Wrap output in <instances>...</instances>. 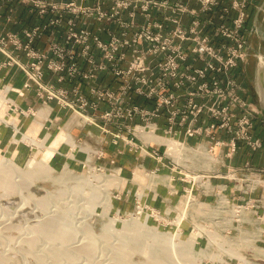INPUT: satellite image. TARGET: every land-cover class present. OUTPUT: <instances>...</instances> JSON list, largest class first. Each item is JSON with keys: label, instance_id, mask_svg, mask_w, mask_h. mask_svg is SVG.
<instances>
[{"label": "built area", "instance_id": "2783aa9c", "mask_svg": "<svg viewBox=\"0 0 264 264\" xmlns=\"http://www.w3.org/2000/svg\"><path fill=\"white\" fill-rule=\"evenodd\" d=\"M24 1L40 6L41 13L48 7L59 13L49 24L25 33L24 47L33 58L21 64L26 85L35 83L45 102L58 101L78 112L85 123L110 133L114 144L122 142L128 150L154 157L158 163L171 156L175 166L203 167L207 192L217 188L215 196L237 205L236 212L254 200L247 201V195L264 189L262 170L249 160L228 164L225 171L216 168L221 155L231 160L242 147L255 152L264 145L253 133L261 111L243 98L236 77L239 64L247 58L252 29L247 6L252 0ZM66 13L73 14L67 20L65 42L52 43L51 56L37 52L31 46L34 39L50 24L60 23ZM8 41L20 46L18 35L8 33L0 39V50ZM74 45L81 49L74 51ZM45 69L58 73L59 80L66 72L70 80L89 82L91 96L77 86L65 89L45 82ZM105 70L118 80L116 89L95 83ZM101 102L109 107L100 112ZM217 179L224 183L215 185ZM234 199L242 202L231 203Z\"/></svg>", "mask_w": 264, "mask_h": 264}, {"label": "rangeland", "instance_id": "374dc122", "mask_svg": "<svg viewBox=\"0 0 264 264\" xmlns=\"http://www.w3.org/2000/svg\"><path fill=\"white\" fill-rule=\"evenodd\" d=\"M263 2L264 0H260V4L258 3V11L262 22V30L264 31ZM78 4H80V2ZM251 46L253 47L252 50ZM246 53L247 58L253 54L252 59L249 61V70L254 74L253 77L251 76V80L254 78L256 80L258 68L260 64H264V36L262 35L260 38L249 40ZM19 65L21 69H23L22 65ZM0 96L3 97L0 105V120H10L12 116V114H9L10 111L24 112V110L20 109L12 102L11 97L7 94L6 88L0 87ZM258 108L260 109V107ZM73 114L76 116L74 117L79 120V123L88 124L85 123L83 117L78 112L71 110V116ZM66 136V140H71L73 142L70 136L67 134ZM107 142L109 141L106 139L103 140L102 146L96 149L92 146H87L83 140L81 141L79 138H76V143L74 144L73 142V145L76 146L75 150L80 149L85 153V156L81 159L75 156L79 159V162L76 163L75 161L69 165L65 164L60 158L56 160L57 163L55 164L49 161L53 169L50 175L44 178L37 177L28 181L27 184L29 188L21 185L22 182H20L21 184L18 185L17 191L14 190L12 191L13 193L10 192V190L8 192L6 188L3 189L4 187L0 185V254L7 255L11 260L10 264H44L48 260L47 264L67 263L66 261L63 263L65 257L61 259L62 262L60 260L59 263H55L49 257H46V260L40 261L39 255L46 252L52 244H55L53 241L41 238L34 247L29 246L28 241H26V239H30V236L33 235L32 237H34L36 235L32 230L34 229V225L38 224V221L42 219H48L56 215L57 212H61V205V210L66 211V209H68L67 212L72 211L67 213V217L70 219L71 224H73L72 226L75 229L78 228V230H76L77 232L75 231L77 238L74 235V237L68 241L69 246L67 242V245L62 244L61 248L66 247L71 251H77L78 248L90 238L88 232L94 235L95 240L97 239L96 242L99 241V246H96L98 250L93 253L91 258L87 255H78V253H76L75 259L74 257L72 258L74 260L65 259L68 260V264H88L89 261H93L97 264H113L115 260L112 259H114L118 252L117 250L120 248V250H126L128 252L130 249H133L132 251L134 252V255L131 256L133 252L130 250V261L128 259L122 264H127V262L128 264L150 263L152 258H155L157 254L161 255H159V257H162V261L165 259L163 261L164 264H170L169 262L172 261L174 264H185L186 262L188 264L191 262L192 257L194 259L192 258V263L190 264H264V206H262L260 202H254L255 199L261 200L257 198V192L249 194V196L247 195V201H249V198L254 200H251L249 204L244 206L245 209H240L239 212H236L235 209L237 205L228 204L223 201V198L215 196V190H217V188L214 189L213 187V193L211 194L207 192L206 185L202 179V175L206 174V170H204L203 167L193 169L186 165L175 166L171 156L169 158L168 156H164L162 159L163 164H161L160 162L158 163L154 157L145 156L144 154L142 156L139 153L138 159L143 158V168L138 166L133 170L125 169L123 168L124 166H117L114 161L109 163L106 162V164L99 163V158H104L105 156L103 146L105 147ZM27 146L28 145H26V147ZM32 146L37 148L35 145ZM35 151L28 153L22 159H18L14 154V149L8 152L0 145V162L2 160L4 161L5 157H7L13 160L20 167V170L25 171L29 167L28 162L30 159H32L33 162H38L43 158L44 155L41 151ZM51 155L53 156V154ZM145 159L153 160L154 166H147L144 163ZM32 165L33 164L30 166ZM216 168H219V165H216ZM65 169L70 171L68 175L72 179L75 177L77 179H79V177H88L87 180L89 183H87V188L83 190V194L81 190V192L73 191V193L67 186L66 189H68V192L65 193L67 190L59 192L60 188L65 189L64 183L59 180V177L66 172ZM95 174H103L105 177L110 175L112 179L114 178L116 180V186L108 187L112 193V206L106 215H104V206L99 201L100 198L98 197L99 199H96L98 201L92 203L93 200L90 201L91 195H88L92 192L91 188H89L91 184L102 185V188H104V184H106L105 180L97 179L94 176ZM198 175H200V178L197 177ZM18 179L19 181L22 180L21 175ZM217 180H215L216 182L214 181L215 185H217ZM67 182L70 183L68 185L71 187L72 182ZM218 182L221 181L218 180ZM88 185L90 186L88 187ZM22 186H24V188H21ZM27 190L31 192L30 194H34L35 196L33 195L32 198H29L30 195L28 196L29 192H27ZM48 191H51L55 196L51 198L47 206L43 208L41 201L37 200L42 199L44 195H49V197H51L52 193L49 194ZM235 196L238 200H241L240 196ZM87 200H89V202ZM58 201L62 203H58ZM233 202L236 204V202L241 203L242 201L234 199L231 203ZM138 217L141 222H146V227L143 229L144 233L140 235L141 237L139 236L140 238L134 234L133 231H129L130 234L129 232L126 233V237L112 234L113 232L110 233L113 236H110L109 233L107 234L104 231V225L106 226L111 218H115L117 227L121 228L124 224L123 222L131 219L136 220ZM85 229H87V231H85ZM147 229L148 231H157L160 234L176 233L178 234L177 242L182 241L187 243L193 241V249L192 247L188 248L185 251V255L181 252L182 250H178L180 247L176 244L168 245L170 246V248H168L172 249V251L166 250L165 247L162 249L161 246L153 243V236ZM212 233L217 234L218 238L213 239L211 237ZM109 237L112 238L110 239ZM145 238H147L146 240H148V242L144 240ZM123 241L125 244H122ZM137 241L138 243H135ZM150 241H152L151 243H153V245ZM133 243L135 244L134 246L137 245V250L133 247ZM147 243H149V245H147ZM143 244L145 245L143 246ZM56 245H58V243ZM155 245L156 247H154ZM157 245L161 247V249ZM152 246L156 248L157 251H153V248L151 249ZM137 247L141 248L140 251ZM161 250L171 252H168L167 255L165 254L164 258ZM151 251H153V254H151L152 257L151 255L149 257L148 254H150ZM173 251L175 257H171L170 255ZM186 252H191V256ZM180 253L183 256H181ZM153 255L155 256L153 257ZM148 258H150V260H148ZM168 258L171 259L168 260ZM173 259H178V262ZM187 259H190V262L187 261ZM180 260H182V262ZM173 262L171 264H173Z\"/></svg>", "mask_w": 264, "mask_h": 264}, {"label": "crops", "instance_id": "0c3cea01", "mask_svg": "<svg viewBox=\"0 0 264 264\" xmlns=\"http://www.w3.org/2000/svg\"><path fill=\"white\" fill-rule=\"evenodd\" d=\"M43 1L56 3L61 0ZM258 3L260 4V0H252L247 6V11L250 15L249 27H252L249 34L250 40L260 38L262 35L264 36L260 13L258 11ZM262 7H264V2ZM40 9V6L24 0H0V39L1 37L7 36L8 33H15L18 35L20 41V46H16L13 42L8 41L3 46V49L0 50V87L6 88L7 94L11 97L12 102L24 110V112L10 111L9 114H12L10 120H0V145L8 152L14 149V154L18 159H22L25 155L35 150L41 151L43 154L46 146L52 145L55 140L54 138L60 130L65 129L74 144L76 143V138H79L87 146H92L97 149L102 146L103 140H108L109 142H107L106 146H103L105 156L104 158H99V163L106 164V162L114 161L117 166H124L123 168L125 169L133 170L138 166L143 168V158L138 159V153L123 147L122 142L119 145L114 144L112 142L113 137L110 133L103 135L97 125L79 123V120L75 118L76 116L74 114L71 116V110L69 108L62 107L56 100L45 102L40 98L35 83L31 82L28 86L26 85L28 77L19 64L30 63L33 61V58L27 54V50L24 47L27 42L25 33L29 29L39 26V24H49V21L55 15L59 14L56 11H52L51 7L47 8L46 13H41ZM72 14L66 13L60 23L50 24L39 37L34 39L31 46L37 52L47 53L51 56V44L55 43V41L59 43L65 42L69 32L67 20L70 19ZM139 20L140 18H138ZM80 25L81 23L78 22L77 28ZM100 25L99 23L97 24V26ZM213 29L214 25L208 27L207 32L211 33ZM73 49L77 52L81 49V46L74 45ZM252 49L253 47L251 46ZM252 55L243 63L239 64L236 77L243 87L241 91L243 98L255 103L259 107L256 80L255 78L251 80V76L253 77L254 74L249 70V61L252 59ZM81 63L86 67L83 60H81ZM62 74L65 76V79L59 80L58 73L55 74L45 69L43 75L44 81L58 88L71 89L73 86H77L87 97L91 96L89 82L81 78L70 80L66 76V72H62ZM98 75L99 78L95 82L96 84L108 83L114 89L117 88L118 80L109 70L99 72ZM99 106L101 109L100 112L109 107L105 102H101ZM137 120L139 119H136L132 123H136ZM161 124L164 126L165 123L161 122ZM109 129L113 132L116 130V127L112 124L109 125ZM253 133L256 136H260L264 141V117L262 114L256 121ZM29 137L31 138L30 141ZM73 142L71 140L61 141L49 161L55 164L57 163L56 160L60 158L65 164L69 165L75 161L76 163L79 162L77 158H83L85 153L80 149L75 150L76 146L73 145ZM26 145L28 146L26 147ZM32 145H35L37 148H34ZM121 149L122 151L120 153ZM220 157L221 163L218 164V169L221 171H225L228 164L241 165L249 160L262 170L261 177L264 179V145L263 149L255 152H251L247 147H242L231 160L222 155ZM144 163L149 167L154 166V161L150 159H145ZM218 180L221 182H218ZM218 180L217 184L224 183V181ZM229 195L232 196L231 194ZM256 196L261 199L262 206H264V189H260Z\"/></svg>", "mask_w": 264, "mask_h": 264}, {"label": "bare ground", "instance_id": "6f19581e", "mask_svg": "<svg viewBox=\"0 0 264 264\" xmlns=\"http://www.w3.org/2000/svg\"><path fill=\"white\" fill-rule=\"evenodd\" d=\"M2 99H3V97L2 96H0V105H1V103H2ZM66 132H65V130L64 129H61L60 130V132L58 133V135L54 138L55 140L53 141V143H52V145H50V146H46V150H45V152L43 153V158L42 159H40V161H36V162H33V160L32 159H30L29 160V162H28V169L27 170H25V171H22V170H20V167L13 161V160H11V159H9V158H7V157H5V159H4V161L2 160L1 162H0V185L1 186H3L4 188L3 189H8V192H9V190H10V192H12V191H14V190H16V189H18L17 187H18V185L19 184H21L20 182H22V184L21 185H24V186H27L26 188H29L28 187V181H31V180H33L34 178H37V177H39V178H44V177H47L48 175H50V173L53 171V169H52V166H50V164H49V158L52 156L51 154H53L54 153V151L56 150V148L58 147V145H59V143L61 142V141H63V140H66L65 138L67 137L66 136ZM26 136V135H25ZM26 137H28V136H26ZM30 138V137H29ZM159 138V140H162L160 137H158ZM28 139V138H27ZM16 140V139H15ZM31 140V138L29 139V141ZM34 141V140H33ZM173 142L172 141H168V144L169 145H171ZM11 156V155H10ZM3 157V156H2ZM1 159V158H0ZM31 164H33L32 166H30ZM93 168V167H92ZM65 173L64 174H62L60 177H59V180L61 181V182H63L64 184L63 185H65V189L64 188H60L58 191L59 192H61V191H63V190H67V191H65V193L66 192H68V189H66V186H67V188H70L71 189V191L73 192V191H80L82 194H83V190L85 189V188H87L86 186H87V183H89V181L87 180V178H82V177H79V179H77L76 177L75 178H71V177H69V170L68 169H65ZM21 175V177H22V180L21 181H19V179H18V177ZM97 179H103V180H105V182H106V184H104L105 186H104V188H102V185H95V184H91V186L90 185H88V187L89 188H91V194H88V195H91L90 197L92 198H90V201L91 200H93V202L92 203H95V202H97L98 200H96L98 197L100 198H98L99 199V201H100V203L104 206V215H106L107 214V212H108V210L111 208V206H112V200H111V196H112V193H111V191H110V189L108 188V187H110V186H116V180L113 178L112 179V177H110V175L108 176V177H105L103 174H95L94 175ZM107 176V175H106ZM93 177V176H92ZM81 178V179H80ZM90 178V177H89ZM67 181H71L72 182V186L70 187L68 184H70L69 182H67ZM83 184V185H82ZM85 184V185H84ZM20 185V186H21ZM24 186H22L21 188H24ZM21 190V189H20ZM25 190V189H24ZM17 191V190H16ZM90 191V190H89ZM23 192V191H22ZM27 192H29V194H28V196H29V198H32L33 197V195L34 194H30L31 192L29 191V190H27ZM49 192V191H48ZM13 193V192H12ZM50 193H52L51 191L49 192V194ZM74 193V192H73ZM81 193H79V194H81ZM90 193V192H89ZM48 195V194H47ZM35 196V195H34ZM54 194L52 193V195H51V197H49V195L48 196H45L44 195V197L42 198V199H38L37 201H41V203H42V205H43V208H45L46 206H47V204L49 203V200L51 199V198H54ZM65 196V195H64ZM26 197V196H25ZM59 197H61V196H59ZM63 197V196H62ZM84 197V196H83ZM82 197V198H83ZM28 198V197H27ZM56 198H58V197H56ZM76 198V197H75ZM87 199H89V198H87ZM88 202H89V200H87ZM59 202H61V201H58V203ZM39 203V202H38ZM41 203H40V205H41ZM62 203V202H61ZM60 203V204H61ZM59 204V205H60ZM90 204H91V202H90ZM99 204V203H98ZM25 206V205H24ZM62 206V205H61ZM60 206V211L61 212H57L56 213V215H54V216H51L50 218H48V219H45V220H41V221H38V224H36V225H34V229H32L33 230V232H35V236L34 237H32V236H30V239L28 240V239H26V241H28V244H29V246H31V247H34L35 245H37L38 243V240L39 239H41V238H43V239H48V240H50V241H53V243H55V244H52V246L51 247H49L48 249H47V251L46 252H44L43 254L41 253L40 255H39V259H40V261H42V260H46L45 258L46 257H49L50 259H52L55 263H59V261L61 260V259H63L64 257H65V259L67 258L68 260H74L75 259V255H76V253H78V255H87L89 258H91V256H93V253L96 251V250H98L97 248H96V246L98 247L99 245H98V242L99 241H97L96 242V240H95V238H94V235H92V233H90V232H88L89 233V236H90V238H88V240H87V242L86 243H84L83 245H81L79 248H78V250L76 251H71V250H69V249H67L66 247H62L61 248V246H62V244L63 245H65L68 241H70L71 240V238H73L74 237V235H75V231L76 230H78V228H74L72 225L73 224H71V222H70V219L67 217V213H69V212H72V211H69V212H67V210L68 209H66V211L65 210H61V207ZM63 206H65V205H63ZM66 207V206H65ZM65 207H64V209H65ZM94 207V206H93ZM69 208V207H68ZM48 209V208H47ZM47 209H44V210H47ZM58 209V208H57ZM0 210H1V205H0ZM3 210V209H2ZM41 210V209H40ZM70 210V209H69ZM73 210V209H72ZM54 211V210H53ZM59 211V210H58ZM141 212V211H140ZM54 214V213H53ZM72 216V215H71ZM140 216V215H139ZM40 220V219H39ZM147 220V219H146ZM116 219L115 218H111L110 219V221L106 224V226L104 225V231L108 234L109 233V235L111 236L112 234H117V235H121V237H124L125 236V234L126 233H128L129 231H133L134 232V234H136L138 237L141 235V234H143L144 233V231H143V229H145L144 227H146V222L145 223H143V222H141L140 220H139V217L136 219V220H127V221H125V222H123L124 224H123V226L121 227V228H118L117 227V225H116ZM10 226H12V225H10ZM12 228V227H11ZM89 230V229H88ZM85 231H87V229H85ZM147 231H148V229H147ZM77 232V231H76ZM113 232V233H112ZM148 232H151V235L153 236V238H152V240L154 239V242L153 243H155V244H158L159 246H161L162 247V249H163V247H165V249L166 250H171L172 251V249H169L170 248V246H168L169 244L170 245H174V244H176V245H179L178 247H180L178 250H182L181 252L185 255V251L188 249V248H191L192 246H193V241H191V242H187V243H185V242H180V241H178L177 242V240H178V234H176V233H171V234H168V233H164V234H160V233H158L157 231H148ZM87 233V232H86ZM87 233V234H88ZM110 233H112V234H110ZM147 233V232H146ZM153 233V234H152ZM156 233V234H155ZM78 234H79V232H78ZM129 234H130V232H129ZM148 234V233H147ZM150 234V233H149ZM165 235V236H164ZM108 236V235H107ZM106 236V237H107ZM113 236V235H112ZM137 236H135V237H137ZM144 236V235H143ZM150 236V235H149ZM75 237H76V235H75ZM79 237V236H78ZM99 237V236H98ZM126 237V236H125ZM141 237V236H140ZM139 237V238H140ZM145 237V236H144ZM211 237L214 239H216V238H218V235L217 234H215V233H212V235H211ZM77 238V237H76ZM110 238V237H109ZM112 238V237H111ZM110 238V239H111ZM148 239L150 238V237H147ZM147 238H145L144 240H146ZM196 238V237H195ZM107 239V238H106ZM122 239V238H121ZM151 239V238H150ZM139 240V239H138ZM142 240V239H141ZM191 240V239H190ZM192 240H193V238H192ZM77 241V240H76ZM86 241V240H85ZM107 241H110V240H107ZM122 241V240H121ZM125 241V240H124ZM122 242V244L124 243L125 244V242ZM147 242H148V240H146ZM73 242V241H72ZM102 242V241H101ZM143 242V241H142ZM152 241H150V243H151ZM51 243V242H50ZM58 243V245H56ZM76 243V242H75ZM97 243V244H96ZM135 243H138V241L137 242H135ZM153 243H151L152 245H153ZM26 244H27V242H26ZM68 244V246H69V242L67 243ZM66 244V245H67ZM80 244H82V243H80ZM146 244V243H145ZM145 244H143V246L145 245ZM119 245H121V244H119ZM135 244L133 243V247L136 249V246H134ZM147 245H149V243H147ZM157 245V246H158ZM118 246V245H117ZM140 246H141V244H140ZM151 246V245H150ZM158 246V247H159ZM120 247V246H119ZM154 247H156V245L154 246ZM157 247V248H158ZM161 247H159L160 249H161ZM169 247V248H168ZM70 248V247H69ZM137 248H139V247H137ZM153 248V246L151 247V249ZM30 249V248H29ZM71 249V248H70ZM121 249V248H120ZM119 249V250H120ZM140 249L141 248H139L138 250L140 251ZM150 249V248H149ZM150 249V250H151ZM192 249H193V247H192ZM192 249H190V250H192ZM33 250V249H32ZM117 250L118 252H117V254H116V256L114 257V259H112V260H115V263H113V264H122V263H124V262H126L131 256H133L134 255V252H133V254H131V256L129 257V252H130V250H129V252L128 251H126V250ZM137 250V249H136ZM154 250H156V248H153V251ZM159 250V249H158ZM142 251H143V249H142ZM153 251H151V253L150 254H148L149 255V257H150V255L151 254H153L152 252ZM157 251V250H156ZM162 251V250H161ZM171 251H168V252H171ZM177 251V250H176ZM167 251H162V256L164 257V255L166 254L167 255V253H168ZM192 252V251H191ZM190 252V253H191ZM155 253V252H154ZM158 253V252H157ZM177 253V252H176ZM186 253H188V252H186ZM190 253H188V254H190ZM173 254H175L174 253V251H173V253L171 254L170 253V255H171V257H175V255H173ZM77 255V256H78ZM160 255V254H159ZM159 255L157 254V256L155 257V258H152V261L150 262V263H144V264H164V260L165 259H163V261H162V257H159ZM180 255H181V253H180ZM155 255H153V257H154ZM161 256V255H160ZM181 256H183V255H181ZM189 256V255H188ZM190 256H191V254H190ZM193 256V255H192ZM74 257V259H72ZM80 257V256H79ZM151 257H152V255H151ZM168 257V256H167ZM186 257V256H185ZM165 258V257H164ZM181 258V257H180ZM179 258V259H180ZM188 258V257H187ZM193 258V257H192ZM192 258H191V262L187 259V261H189L190 263H192ZM64 259V261H63V263L66 261L67 263L66 264H68V260H65ZM169 259H171V258H168V260ZM194 259V258H193ZM91 260V259H90ZM148 260H150V258H148ZM174 261L176 260V259H173ZM178 260V259H177ZM176 260V261H177ZM183 260V259H182ZM182 260H180L181 262H182ZM10 258L7 256V255H5V254H0V264H10ZM39 261V262H40ZM49 261V260H48ZM48 261H46V263H44V264H47V262ZM129 261H130V259H129ZM171 261V260H170ZM180 261H179V263H180ZM184 261V260H183ZM61 262H62V260H61ZM148 262V261H147ZM168 262V261H167ZM166 262V263H167ZM173 262V261H172ZM172 262H169L170 264L172 263ZM178 262V261H177ZM194 262V261H193ZM190 263H188V264H190ZM87 264V263H86ZM88 264H97V263H94L93 261H89L88 262ZM127 264H128V262H127ZM173 264H174V262H173ZM176 264V263H175ZM180 264H182V263H180ZM184 264V263H183ZM185 264H187V262L185 263ZM195 264V263H194ZM198 264V263H197Z\"/></svg>", "mask_w": 264, "mask_h": 264}, {"label": "water", "instance_id": "95a60500", "mask_svg": "<svg viewBox=\"0 0 264 264\" xmlns=\"http://www.w3.org/2000/svg\"><path fill=\"white\" fill-rule=\"evenodd\" d=\"M256 85L258 90V101L261 114L264 117V64H260L256 78Z\"/></svg>", "mask_w": 264, "mask_h": 264}]
</instances>
